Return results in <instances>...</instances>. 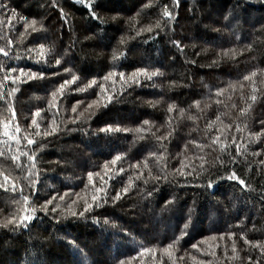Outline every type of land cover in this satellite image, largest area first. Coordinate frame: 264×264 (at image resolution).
<instances>
[{
	"label": "trees",
	"instance_id": "16d2710c",
	"mask_svg": "<svg viewBox=\"0 0 264 264\" xmlns=\"http://www.w3.org/2000/svg\"><path fill=\"white\" fill-rule=\"evenodd\" d=\"M0 2L9 8L0 12V47L9 52V57L0 53V63L46 73L44 79L21 84L18 92L0 100V134L3 124L12 120L9 103L16 113L13 124L21 127L17 134L20 144L12 142V152L5 148V156H0V171L10 178L9 190L0 189V222L25 214L26 207L39 209L54 195L57 199L49 209L56 203L61 205L56 213L37 211L27 228L10 231L0 227V264H119L120 260L128 264L130 257H135L130 264H172L163 249L181 236L185 223L189 227L174 251L176 264H196L192 256L211 264H251L249 255L253 261L264 260L240 235L243 232L249 240L264 242V135L259 139L255 136L264 121V96L258 95L246 116L239 111L251 103L252 85L243 81L244 75L256 71V87L264 89V0H179L178 6L175 0H97L93 10L100 19L91 17L86 0ZM166 6L175 19L163 16ZM33 19L36 31H26L25 22ZM157 22L160 28L155 27ZM148 27L152 31L137 35ZM121 37H125L124 44H120ZM173 41H180L183 52ZM222 49H234L235 57L220 56ZM56 59L60 65L55 64ZM214 60L218 63L213 64ZM65 68L70 71L65 72ZM137 68L158 69L163 75L144 80L140 87L123 85L127 90L106 108L93 106L85 111L93 100L101 105L107 101L98 96L101 89L97 85L84 92L75 89L96 79L106 94L119 93L122 82L118 75L115 82L102 77L112 71L127 75ZM72 75L77 81L67 86L57 107L49 110L52 91ZM12 87L11 81L4 82L5 94ZM218 88L224 89L220 96L216 95ZM78 100L82 103L73 113L72 106ZM195 101L200 102L199 107ZM170 105H174L172 112L168 111ZM37 109L43 110L35 117L41 133L50 130L53 118L61 131L34 136L37 129L30 125ZM81 112L84 115L73 124L72 119ZM145 120L148 125L143 124ZM228 124L231 129L225 128ZM107 125L122 130L101 132ZM140 128L144 130L137 132ZM25 135L36 143L28 145ZM216 136L228 146L227 151L221 152L219 144H212L211 138ZM233 136L240 145L239 155ZM157 137L165 139L158 141ZM0 139L5 138L0 135ZM17 148L37 157L39 177L34 193L25 179L28 169L21 171L11 160ZM153 152L157 156L163 153L162 159ZM117 154L122 159L109 167L118 174L108 180L104 165ZM145 162L148 167H144ZM181 162L192 172L187 183L176 171ZM20 163L27 164V157L22 156ZM137 164L138 168L130 167ZM162 166L167 179L155 182L153 177L162 175ZM120 167L125 172L119 173ZM233 169L246 186L226 179ZM88 172L100 176H94L89 184ZM139 172L142 178L136 180L134 173ZM101 176L108 180L110 196L129 176L133 177V187L114 204L109 200L100 207L94 205L84 217L68 214L72 201L77 203L71 211L77 212L83 211L85 200L92 202V185L100 187ZM210 179L216 183L208 189ZM12 182L16 191L10 190ZM153 188L157 190L148 196ZM65 192L69 195L60 201ZM22 194L29 196L28 205ZM173 198L174 203L166 204ZM229 232L236 235L230 238ZM233 241L238 257L230 259ZM142 247L152 249L155 255H137ZM211 251L215 257L207 254Z\"/></svg>",
	"mask_w": 264,
	"mask_h": 264
},
{
	"label": "snow or ice",
	"instance_id": "6c2138e0",
	"mask_svg": "<svg viewBox=\"0 0 264 264\" xmlns=\"http://www.w3.org/2000/svg\"><path fill=\"white\" fill-rule=\"evenodd\" d=\"M176 5L178 6L179 4V0H175ZM81 3H85V0H81ZM97 3V0H86V6L88 7V10L90 12V15L93 19H100V17L98 16L97 12L94 11V7ZM9 11L8 5L0 2V12H7ZM12 12V15H16L15 10H10ZM163 16L167 17L168 20H173L175 19V14L173 11H170L167 6L164 9L163 12ZM61 17L64 18V10L61 9ZM21 20H26L25 17H20ZM113 19H116V17H113ZM67 22V21H65ZM37 23V21L35 19H33L31 21V23L25 22V30L27 31V29L31 28L32 31H36V28L34 27L35 24ZM133 27H135V25H133ZM155 27L160 28L161 25L159 22H157V24L155 25ZM143 31H152L151 27H148L147 29L141 28L138 32L137 35L140 34V32ZM21 35L23 36L24 33H21ZM125 43V37H121L120 38V44H124ZM9 44H11V41H9ZM173 44L181 51L183 52V47L180 44V41H173ZM40 49L44 48V45L41 44ZM31 51V50H30ZM0 53L3 54L4 57H9V52L5 50L4 47H0ZM41 56L44 55V53L41 51L39 53ZM220 56H232L233 58L236 55V51L234 49H222L221 53L219 54ZM117 55H116V50H113V60L115 61L117 59ZM36 63H40L39 60L36 61ZM61 61L60 59H56L55 60V64L56 65H60ZM192 63H195V61H192ZM218 61L214 60L213 64H217ZM65 72H69L70 70L65 68L64 69ZM0 73H2V75H0V100H7V97L12 96L14 93L19 91V85L21 84H25L28 83L29 81L32 80H37V79H44L46 76L45 71L40 70V71H33L31 68L29 69H25V68H17V67H12V66H8L5 67V65L3 63H0ZM13 73H18L17 75H13ZM52 75H58V73H52ZM119 76L120 81L122 82V88L120 90L119 93L116 94H106V89L104 88V85L102 83L98 84V81L96 79H92L90 80L85 86L83 87H78L77 89H75V91L77 92H84L86 91L88 88L93 87V85H97L100 87L101 89V93L98 94V96H104V98L106 99V103L104 104H100L99 100H93L91 101V103L88 105V108L85 109V111H88V109L93 108V106L99 108V107H107L109 103L112 102V100H114L116 98V95L122 94L124 91L127 90V88H131L133 86H143V81L144 80H152L153 77H156L158 75H163V73H160L159 70H149L147 68H137L135 69L133 72L129 73V74H125L124 72H119L116 73L115 71L109 72L108 74H106L104 77H102V80L104 81H109L112 80L113 82H115V78L116 76ZM257 76V72L256 71H252L247 75H244L242 77L243 81L248 82L249 84L252 85L251 88V96H250V101L251 103L248 104V106L246 108H240V114L241 116H246V114L248 113V110L252 107V105L254 103L257 102L258 100V95L259 96H264V89H258L256 87V78ZM78 77L76 75H72L71 79H65L62 83L59 84V86L52 91L51 96H52V100L49 103V110L54 109L57 107V100L59 97H64L66 94V88L68 85H71L73 83H75L77 81ZM6 81H11L13 87L11 88V91L8 92L7 94H5V92L3 91V87H4V82ZM239 83V82H238ZM123 85H126L127 88L123 87ZM230 87H234V85H230ZM240 87L243 88L244 85L241 83ZM224 92V89H217L216 95L220 96L222 95ZM219 102V101H218ZM82 103V101H76V103L72 106V112L75 113L77 112V106L80 105ZM195 105L197 107L200 106V102L199 101H195L194 102ZM174 105H170L168 108L169 112H172ZM231 107L235 108L236 105L232 104ZM8 109L9 111H11L12 114V120L5 122L3 124V132L2 137H4L5 139H0V156H5V148H7L8 152L11 153L12 149H11V144L12 142H15L17 145L20 144V138L17 134H19L21 132V127L20 125L17 124H13L12 121L15 120V109L12 107L11 103L8 104ZM41 109H37L36 113L34 114V117L31 121V126H35V128L37 129V131L34 133V136L36 137H47L50 135H55L58 132L61 131V129L59 128V126L56 124V120L55 118H53L51 124L49 125V129L50 130H45L43 133H41L39 131L40 129V124L37 122V119L35 117L40 116L41 114ZM181 112H183V109H181ZM84 115V112H81L77 117H75L74 119H72V123L75 124L76 120H79L81 116ZM193 119H195L193 117ZM216 120L219 121L220 120V116L216 117ZM144 125H148L149 121L145 120L143 121ZM262 127H261V131L259 133H255V136L257 139H259L261 137V135H264V121H261ZM209 128H211V125H209ZM226 129H231L232 125L228 124L225 125ZM71 130V129H69ZM122 129H120L119 127L114 128L112 125H107L104 128H101L100 131L101 132H113V131H121ZM144 129L140 128L137 129V132L143 131ZM126 131V130H124ZM236 131L239 132L241 131V128L239 126V124H237L236 126ZM251 135V134H250ZM24 139H26L27 144L28 145H33L36 143L35 139L32 138H28L27 135L24 136ZM158 141L159 140H163L165 139V137H157L156 138ZM212 144H219L220 145V151L224 152L228 150V146L226 144H223L219 138V136L216 137H212ZM233 143L236 146V153L237 155L240 154V145L238 143H236V137L233 136L232 138ZM192 143H196L195 141H193ZM200 147H203V145H200ZM17 154H12L11 155V160L15 163V167L19 168L21 171H24L25 168L28 169L29 175L27 177H25V179H27L29 181V186L32 188L33 193L36 191V184L38 183V177H39V172L37 170V157L35 154H30L28 151H21L19 148H17L16 150ZM153 156H157V153L153 152L152 153ZM27 157V164H22L20 163V159L21 157ZM163 157V153H160L159 156H157L158 160L162 159ZM122 159V155L121 154H117L116 156H114L110 162H106L104 165V172L105 175L108 176V180H112L115 178V176L118 174L117 172H113L112 168L109 167V163L112 166H115L117 164L118 161H120ZM201 159H203V157H201ZM221 164L224 163L223 160L220 161ZM233 163H235V159H233L232 161ZM261 164H264V161H261ZM130 167H139V164L137 165H130ZM144 167H148L147 162H145ZM202 167V166H201ZM162 175H157L155 177H153V180L155 182L160 181L161 179H167V173H166V169L162 166L160 169ZM180 176L185 178V183H187V177L192 175L191 171H186L185 170V166L183 164V162H181V167L179 169L176 170ZM119 173H123L125 172V169L123 167H120L118 169ZM109 173H111V175H109ZM135 175V179L136 180H140L142 178V172L139 173H134ZM33 176H35V179L33 178ZM94 176H100V173H93V172H88L87 174V179L89 184H92L93 182V177ZM149 176H152L151 171H149ZM0 177H3V182H0V189H5L6 191L9 190V182H10V178L8 175H5L3 171H0ZM224 177H220V179H222ZM102 183L100 187H96L94 184L93 189H94V194L91 197V203L87 200L84 201L83 204V211H71L73 205H75L77 203V201H72L71 204L68 205L69 208V213L71 216L73 217H84L86 212H89L93 209V206L95 205V207H100L102 204H107L109 203V200H111V202L114 204L116 201L120 200L122 198V194H127L131 188L133 187V177L129 176L128 178V182L118 191H116V194L114 196H110L109 195V186H108V180H104V178L101 176L100 177ZM226 179H228L229 181H238V183L240 185H245V180L241 179L240 176L237 175V171L235 169L231 170L230 173L226 176ZM144 183H148L147 180H144ZM215 181L213 180H208L206 187L208 189H211L215 186ZM183 186V185H182ZM87 187V185H86ZM11 191H16V185L14 182L11 183ZM156 188H153L151 191L147 192L148 196H152L153 192L156 191ZM69 193L65 192L64 195H60L59 196V200L60 201H64L65 197L68 196ZM75 195L79 196L78 193H76ZM23 202L25 205H28L29 202V196L28 195H23ZM57 199V197L54 195L46 200H44V203L42 205H40L39 209H37L35 206H30V207H26L25 208V214L20 215L19 217H15L13 216L10 219H7L6 222H0V227L3 228H8L10 231H16L20 228H27V226L36 218V213L37 211H43L45 215H48L49 213H56L57 209L60 208V204L56 203L53 207H51V209H49L48 205H53V202ZM261 199H264V196L261 197ZM175 198H173L170 201H167L166 204H172L174 203ZM19 203V202H18ZM61 215H64V213H61ZM97 223H99V220L96 221ZM105 223H107V221H105ZM189 227L188 223L184 224V228L181 230V236L179 237H175V239L168 243L164 249L163 252L167 254L168 258L170 260H172V264H176V260L173 259L174 256V251H178V245H179V241L180 239L187 234L186 230ZM227 235L231 238L233 236L236 235V233L234 232H229L227 233ZM241 238L244 240V243L246 245L251 246V248L258 250V252L260 253V255L262 257H264V242L260 241V240H249L243 232H241ZM221 239H223V234L221 235ZM174 245L177 246L174 249ZM192 248L196 249L198 248L197 244H192L191 245ZM82 251V250H81ZM232 257L230 259H234L238 257V252H237V248H236V244L235 241H233L232 243ZM144 253H150L153 256L155 255V253L153 252L152 249L149 248H144L142 247L140 249V251L137 253V255L139 256H143ZM208 255H211L212 257L216 256V253L214 251H211L209 253H207ZM187 255V253H186ZM225 256H227V249H225ZM193 261L196 262V264H211V262H205V261H199L197 260V258L195 256L191 257ZM135 259V257H130L128 258V264H130L131 260ZM179 259L183 260L184 257L181 256L179 257ZM247 260L251 262V264H264V260H256L253 261V258L251 255H249L247 257ZM119 264H126L125 260H120Z\"/></svg>",
	"mask_w": 264,
	"mask_h": 264
}]
</instances>
